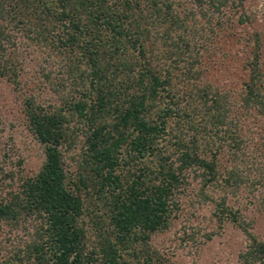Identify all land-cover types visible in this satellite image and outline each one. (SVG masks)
<instances>
[{
	"label": "trees",
	"instance_id": "16d2710c",
	"mask_svg": "<svg viewBox=\"0 0 264 264\" xmlns=\"http://www.w3.org/2000/svg\"><path fill=\"white\" fill-rule=\"evenodd\" d=\"M192 1L204 8L206 0ZM182 14L195 12L178 0H0V77L18 84L7 46L21 31L62 62L71 82L59 106L25 102L45 160L0 200V221H37L23 264H171L150 240L170 228L190 172L202 190L242 183L236 168L221 173L218 159L231 129L229 93L203 78L202 33L193 22L189 36ZM261 98L252 75L243 103L263 106ZM217 206L264 258V243L226 196Z\"/></svg>",
	"mask_w": 264,
	"mask_h": 264
},
{
	"label": "rangeland",
	"instance_id": "374dc122",
	"mask_svg": "<svg viewBox=\"0 0 264 264\" xmlns=\"http://www.w3.org/2000/svg\"><path fill=\"white\" fill-rule=\"evenodd\" d=\"M178 1L195 12L194 16L182 14L189 23V36L195 34L193 22H198L196 28L202 33L203 78L229 93L232 109L227 121L231 129L220 137L222 145L217 146L223 147L218 159L221 173L236 168L242 183L234 193L215 187L202 190L199 172H190L177 198L180 209L176 217L169 229L152 236L150 246L171 264H264L247 233L217 206L226 196V206L247 232L264 243V0H244L242 4L239 0H206L204 8L192 0ZM10 34L7 47L19 63V79L14 85L8 77H0V200L35 176L45 160L44 147L29 128L26 100L59 106L71 87L59 59L25 33ZM252 75L263 106L248 108L243 98ZM64 160L68 170H77L69 156ZM35 224L32 218L0 221V264H23L19 257L32 241Z\"/></svg>",
	"mask_w": 264,
	"mask_h": 264
}]
</instances>
